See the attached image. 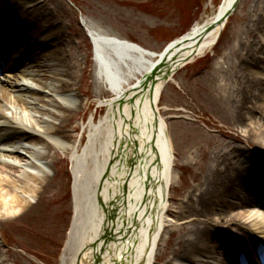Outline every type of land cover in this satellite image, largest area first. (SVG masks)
<instances>
[{"label": "bare ground", "instance_id": "obj_1", "mask_svg": "<svg viewBox=\"0 0 264 264\" xmlns=\"http://www.w3.org/2000/svg\"><path fill=\"white\" fill-rule=\"evenodd\" d=\"M234 1L225 0L214 18L167 45L165 49L172 51L163 60L166 63L157 67L160 73L154 86L147 76L164 58L165 49L157 54L91 28L99 77L114 98L103 102L107 116L99 124L92 121L87 128L89 142L82 147L67 130L83 106L78 93L81 85L76 89L77 58L66 48L63 26L45 15L34 20L23 17L32 12L37 15L40 1L24 6L15 0H0V221L35 216L43 207L35 203L37 199H42L49 213L61 211L56 203L65 192L64 183L55 187L51 180L61 153L70 157L74 175V215L61 264H76L85 243L99 235L106 251L102 264H154L166 230L195 216L197 224L191 221L189 226L180 227L179 234L186 233L181 242L184 251L173 256L169 264H264V251L259 250L258 255L251 240L241 245L239 253L211 246L213 236L208 226L223 198H229L227 207L236 213L222 223L236 227L233 232L241 241L248 237L264 243V200L259 199L263 194L255 192L253 183L248 182L252 178L259 185L264 165L244 169L247 159L234 165L230 163L233 153L220 150L216 158L221 159V167L209 174L202 190H196L179 207L176 220H170L175 213L168 205L171 199L167 200L175 155L169 128L159 111L169 84L165 79L196 51L202 58L214 50L222 26L211 31L207 28ZM257 33L253 50L264 57V27ZM258 60L247 56L246 64L234 67L230 74L238 77V81L234 78L239 94L237 121L246 128L244 133L264 147V66ZM25 64L30 68L21 72L20 66ZM257 99L263 100L259 106ZM106 211L117 212V219L108 223Z\"/></svg>", "mask_w": 264, "mask_h": 264}, {"label": "rangeland", "instance_id": "obj_2", "mask_svg": "<svg viewBox=\"0 0 264 264\" xmlns=\"http://www.w3.org/2000/svg\"><path fill=\"white\" fill-rule=\"evenodd\" d=\"M15 1L17 5L24 6L29 5V2L40 1L37 15L32 12L24 14L23 17L34 20V17L41 18L45 15L54 18L64 28L66 48L77 58L76 89L81 85L78 93L81 94L80 104L83 106V110L70 121L67 130L71 132L69 134L78 145L82 143V147L89 142L87 128L92 121L99 124L107 116L108 111L102 106L103 102L114 98L106 82L99 77L95 46L89 30L93 28L160 54L170 42L188 33L195 25H202L214 18L224 2V0ZM11 2L12 0H9V3ZM13 16L16 17L15 14ZM263 23L264 0H241L215 49L180 70L163 92L159 111L169 128L175 155L173 185L168 195V200L171 199L168 205L175 214L170 215V220H176L179 207L186 203L196 190H202L209 174H213V170L218 166L221 167V159L216 158L220 150L224 153H233L230 163L234 165L247 159L248 162L243 163L244 169L248 170L257 164L259 167L264 165V147L255 142L248 132L244 133L246 128L244 129L237 121L240 115L239 94L234 81L235 79L238 81V77L230 74L234 67L239 68L246 64L247 56L250 59L258 58L261 67L264 66V57L260 53L255 54L253 50L257 47V32L264 27ZM258 47L261 48V45ZM11 54L13 56V53ZM3 64L6 62L3 61ZM26 65L20 66L21 72H28L30 66ZM121 68H124L122 63ZM2 79L3 75H0V82ZM255 103L259 106L263 100L257 99ZM254 116L258 120L261 119L259 113H255ZM73 128L78 130L73 131ZM60 158L61 162L52 170L51 180L55 187H59L61 181L64 183L65 192L60 194L56 203L61 211L57 214L49 213L42 199H37L35 203L43 207L35 216L27 215L12 218L8 222L0 221V257L3 264H61L74 215V175L70 157L60 153ZM253 177L256 179L257 174ZM230 200L223 198L220 206L211 215L212 221L208 226L213 236L210 239L213 242L211 246L214 244L235 252L237 251L235 247H240L239 244L242 243L235 238L233 231L237 228L228 229L230 223H222V219H230V215L236 213L230 212L231 209L227 207ZM117 214L116 212L115 218ZM196 218L197 216L191 219L194 224H197ZM190 222H182L177 227L166 230L155 264H169L173 256L183 253L184 245L181 242L186 233L183 231L179 234L180 227H187ZM242 222H246V219ZM250 240L257 250L259 247L264 248L258 239Z\"/></svg>", "mask_w": 264, "mask_h": 264}, {"label": "water", "instance_id": "obj_3", "mask_svg": "<svg viewBox=\"0 0 264 264\" xmlns=\"http://www.w3.org/2000/svg\"><path fill=\"white\" fill-rule=\"evenodd\" d=\"M239 1L240 0H237L236 1V3L233 5V7L221 18V19H219L218 21H220V22H218V25H222V24H224L227 20H228V18L234 13V11L236 10V8L238 7V3H239ZM214 28V26H211L210 27V29H213ZM171 51V50H170ZM169 51V52H170ZM169 52L167 53V55L169 54ZM198 54V51H196L195 53H193V55L190 57V59L191 58H194V56H196ZM167 58V57H166ZM189 59V60H190ZM160 63H162V61L160 62ZM166 62L164 61L163 62V64H165ZM160 73V71H158L157 69H155L153 72H152V74H151V76L149 77V79L152 81V84H153V86L155 85V83H156V79H155V77L157 76V74H159ZM167 79V78H166Z\"/></svg>", "mask_w": 264, "mask_h": 264}]
</instances>
